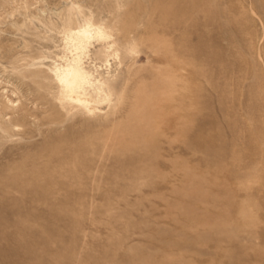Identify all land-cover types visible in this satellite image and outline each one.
<instances>
[{
    "label": "rangeland",
    "instance_id": "rangeland-1",
    "mask_svg": "<svg viewBox=\"0 0 264 264\" xmlns=\"http://www.w3.org/2000/svg\"><path fill=\"white\" fill-rule=\"evenodd\" d=\"M121 1V33L142 22L143 40L109 71L83 61L90 116L10 52L24 38L46 69L74 43L23 25L20 0L0 7V109L29 114L0 133V264H264V0ZM107 79L127 85L115 106Z\"/></svg>",
    "mask_w": 264,
    "mask_h": 264
},
{
    "label": "bare ground",
    "instance_id": "bare-ground-1",
    "mask_svg": "<svg viewBox=\"0 0 264 264\" xmlns=\"http://www.w3.org/2000/svg\"><path fill=\"white\" fill-rule=\"evenodd\" d=\"M17 1L19 0H0V7L5 8ZM20 1L23 3V9L25 10L24 14L21 13L24 16L23 25L29 26L28 21H31L32 26L35 25L33 29H35L37 33H41L42 30H40V27H43L45 35L40 38L44 40H47L48 34L59 26L61 29L60 32L65 34L67 38L74 43L73 51L71 52L72 59L66 60L65 65H55L53 68L46 67V69L40 68L41 65H44L43 61L47 59V57L44 55V60L41 61H35V59L29 57L33 54V49L24 38L18 40L10 49V52H14L20 62L27 61V63L24 64V69L29 74L48 75L52 73L61 86L62 93L60 100L62 103L66 104L71 111L84 116L94 115L96 112V110L93 109L94 104L85 93L86 85L89 83L90 79L91 67H85L83 61L92 60V57L103 60L107 67V71H109L111 68L109 58L111 57V53H114L117 46L125 43L129 44L130 39V51L134 52L135 45L143 40L140 32L143 23L140 22L138 24V30L131 34L130 38L128 32L124 34L121 33L124 21L122 11L126 5V2L121 0H59L55 7L49 8L45 5L38 13L30 12L31 5L29 4V0ZM89 1L95 4H102L109 1L114 2L116 4L114 15L109 17L105 14L106 11L103 10L100 19L96 20L94 12L91 9L92 6L86 7V3ZM39 3L46 4L47 2L45 0H40ZM85 8L89 9V15L84 12ZM14 24L18 23L14 22ZM38 25H40V27ZM95 40L101 43L104 48L91 54L88 50V45ZM38 44L42 45L40 42H38ZM95 71L97 73L99 72L98 69ZM118 82V79L115 81H108L107 79V81L102 84L103 87L107 86L110 89V94L106 95L107 98L105 102L111 106L120 103L122 95L127 90V85L124 87L122 86V92L119 94V91H117ZM104 92L103 89L99 90L100 94ZM114 98L116 102L113 103ZM13 107L12 101L8 99L5 109H0V133L9 137L11 134L8 128L13 124L16 117L26 119L29 116L28 113L20 116L18 111ZM6 110L11 112L9 113ZM23 110L25 109L23 108Z\"/></svg>",
    "mask_w": 264,
    "mask_h": 264
}]
</instances>
